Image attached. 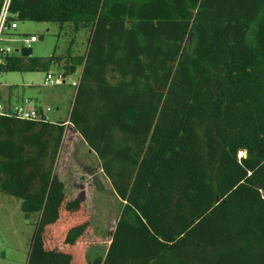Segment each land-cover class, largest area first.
Segmentation results:
<instances>
[{
	"label": "trees",
	"instance_id": "trees-1",
	"mask_svg": "<svg viewBox=\"0 0 264 264\" xmlns=\"http://www.w3.org/2000/svg\"><path fill=\"white\" fill-rule=\"evenodd\" d=\"M9 21L90 30L83 56L0 71L82 69L69 122L124 205L90 261L62 213L66 122L0 117V193L40 216L29 264H264V0H12Z\"/></svg>",
	"mask_w": 264,
	"mask_h": 264
},
{
	"label": "rangeland",
	"instance_id": "rangeland-1",
	"mask_svg": "<svg viewBox=\"0 0 264 264\" xmlns=\"http://www.w3.org/2000/svg\"><path fill=\"white\" fill-rule=\"evenodd\" d=\"M16 23L18 29L13 31L10 39L19 40L36 36L38 42L31 46L34 57L47 59L52 56H83L86 53L89 29L81 30L76 34L71 24L61 26L55 23L30 21ZM9 44L15 48L20 45V42L7 43ZM64 66V62H60L49 72L0 71L2 96L10 97L11 108H26L28 102H33L37 107L51 108L52 122L64 121L71 112L76 87L82 73L81 69H78L75 74L65 77ZM49 73L55 78L63 75L65 84H46ZM66 133L55 169L58 178L65 186L66 199L62 206V213L68 221L66 228H69L71 223H87L85 235L80 241H85L84 238L89 239L90 257L103 258L107 254L111 234L121 217L124 205L115 194L110 181L105 177L102 163L97 155L76 132L71 133L70 129ZM239 152L240 157L248 155L247 150ZM74 201L78 202L80 207L75 211H68L66 206ZM39 217L34 215L28 219L21 209V201L0 193V264H29L28 256L35 235V223ZM66 228H63L62 239L67 237V231L71 227L67 231ZM47 235L48 229L45 227L43 240L47 238ZM54 238L60 240L61 234L56 232ZM43 240H41L42 243H44ZM57 246L54 245V248ZM69 250L65 253L71 254L75 260H80L76 264H83L81 254L78 251L69 252ZM34 254L32 264H39L41 253L38 251V246Z\"/></svg>",
	"mask_w": 264,
	"mask_h": 264
},
{
	"label": "built area",
	"instance_id": "built-area-1",
	"mask_svg": "<svg viewBox=\"0 0 264 264\" xmlns=\"http://www.w3.org/2000/svg\"><path fill=\"white\" fill-rule=\"evenodd\" d=\"M11 2L12 0H4L0 12V70L6 66L9 58L13 56L21 57L22 48H30L33 43L38 42L36 36L24 37L19 40L10 39L13 31L18 29L16 22L9 21ZM14 41H19L20 45L15 48L11 44L7 45V43ZM46 81V84L49 83L51 85L65 84L63 75L55 78L51 73L47 75ZM51 112V108L37 107L33 102H28L26 108H11L0 90V117H16L21 120L34 122H52L50 119Z\"/></svg>",
	"mask_w": 264,
	"mask_h": 264
},
{
	"label": "crops",
	"instance_id": "crops-1",
	"mask_svg": "<svg viewBox=\"0 0 264 264\" xmlns=\"http://www.w3.org/2000/svg\"><path fill=\"white\" fill-rule=\"evenodd\" d=\"M81 69V68H80ZM81 71H82V69H81ZM81 78V77H80ZM78 85V84H77ZM6 102L8 103V105L9 106H11V100H10V97L8 96L7 98H6ZM69 117H70V114H69V116H68V118L66 119V120H64L63 122H66V132H69V130L71 129V133H74L75 134V132L81 137V135L77 132V130L70 124V122H69ZM61 121V120H60ZM59 122V121H58ZM67 134V133H66ZM82 138V137H81ZM89 231V230H88ZM85 235V234H84ZM85 239V241H83V242H79L78 243V245H77V248H74V249H76V250H78L79 248H84V250H86L87 251V254H88V259L90 260V261H95L96 259H98V258H101V257H98V256H95V257H90V246H89V239H86V238H84ZM111 240V239H110ZM110 244H111V242L109 243V246H110ZM109 246L107 247V251H108V249H109ZM107 251H106V253H107ZM106 256V255H105ZM105 257H103V258H101L102 260L104 259Z\"/></svg>",
	"mask_w": 264,
	"mask_h": 264
},
{
	"label": "water",
	"instance_id": "water-1",
	"mask_svg": "<svg viewBox=\"0 0 264 264\" xmlns=\"http://www.w3.org/2000/svg\"><path fill=\"white\" fill-rule=\"evenodd\" d=\"M41 40H43V38H41ZM21 57L24 59H31L34 57V51L33 48H22L21 49Z\"/></svg>",
	"mask_w": 264,
	"mask_h": 264
}]
</instances>
